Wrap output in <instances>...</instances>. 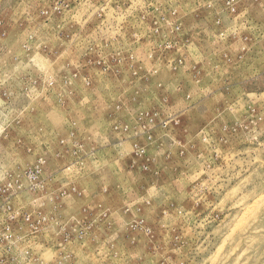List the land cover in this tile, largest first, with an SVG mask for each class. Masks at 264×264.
Wrapping results in <instances>:
<instances>
[{"label":"rangeland","instance_id":"1","mask_svg":"<svg viewBox=\"0 0 264 264\" xmlns=\"http://www.w3.org/2000/svg\"><path fill=\"white\" fill-rule=\"evenodd\" d=\"M0 264H264V0H0Z\"/></svg>","mask_w":264,"mask_h":264},{"label":"bare ground","instance_id":"2","mask_svg":"<svg viewBox=\"0 0 264 264\" xmlns=\"http://www.w3.org/2000/svg\"><path fill=\"white\" fill-rule=\"evenodd\" d=\"M261 201V200H260Z\"/></svg>","mask_w":264,"mask_h":264}]
</instances>
